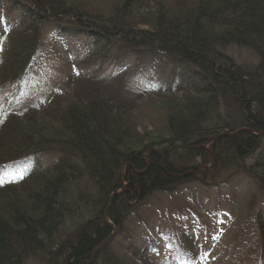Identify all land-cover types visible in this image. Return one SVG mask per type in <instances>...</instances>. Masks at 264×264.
<instances>
[{"label":"trees","instance_id":"1","mask_svg":"<svg viewBox=\"0 0 264 264\" xmlns=\"http://www.w3.org/2000/svg\"><path fill=\"white\" fill-rule=\"evenodd\" d=\"M145 1L113 0L118 21L65 0H0V170L33 154L54 157L0 186V264H150L149 241L118 250L110 241L154 193H184L194 177L182 174L209 162L204 142L220 135L212 143L214 167L240 169L262 194L251 226L263 254L264 0H156L143 14L151 28L144 31L133 20ZM85 32L96 60L142 55L141 69L153 63L163 85L150 86L151 93L179 98L167 100L159 128L138 133L119 96L111 102L124 112L97 94H75L68 104L62 97L38 113L21 108L14 92L35 68L42 41L62 47L59 39ZM232 48L258 55L255 71L237 67L227 56ZM237 129L244 130L223 138Z\"/></svg>","mask_w":264,"mask_h":264},{"label":"rangeland","instance_id":"2","mask_svg":"<svg viewBox=\"0 0 264 264\" xmlns=\"http://www.w3.org/2000/svg\"><path fill=\"white\" fill-rule=\"evenodd\" d=\"M65 1L69 2V4H71V6L75 9L80 10L81 12L83 11L84 14L91 15L92 17L97 16L104 20H107L106 18H115L118 21H122V18L118 17L116 8L113 7V0ZM156 5H158L156 4V0H146L144 2V9H141V11L139 10V12L134 15L135 18L133 23L135 22L138 24L135 29L144 31L151 29L147 27L146 24H143L146 21L143 14L153 12L154 10L152 8H155ZM227 56L234 60L237 67L247 72L255 71V68L260 62L258 55L246 48H232V51H228ZM49 62L55 66L51 68L52 72L55 70L56 72L50 78H42L41 84L45 88H50L53 84L59 85L61 86V90L63 88L61 85V77L64 76V73H67L66 71L71 70V68H66L65 64H63L57 57L50 56L47 63L49 64ZM46 67H48V65ZM46 67H44L43 73H47L45 70ZM98 87L100 86L98 85ZM98 87L95 86L94 88H88V85H84L80 89L82 91L77 92L80 100L90 98L91 96H94V94L106 96V99L108 100H111L112 98L114 99V97L118 95L117 92L109 95L101 92L100 90L97 91L96 89ZM31 88V90L27 91L28 95L35 93L37 90L35 85ZM50 89L46 90L45 94L48 93ZM118 90L121 92L120 87ZM60 92L64 93L65 90L62 89ZM121 94V97L123 98L127 97L129 92ZM66 98L67 99H62L64 103L66 102L65 104H68V101L73 100V96L70 97L68 95ZM171 98L177 100L179 99L176 96L130 99V104L125 106L131 111L127 108V118H125V120H127V122H131V124L133 123L134 126H136L138 133L145 129L148 131L157 129L161 126L160 123L164 117L162 113L168 102L167 100H170ZM31 100L38 103V99ZM77 103H79V101ZM111 104L124 112V108H122L124 106L115 102H111ZM41 108H43V110L46 108L50 109L47 105ZM37 109L40 110V106H38ZM207 146L208 145H205L204 148L207 149ZM208 165L209 164H205L207 169L205 171L202 170L203 183L201 185L196 181L185 184V186H182V188H184V193H154L146 204L148 206L146 208H141L137 215L128 219L122 231H116V237L110 241L108 246H110L113 250H118L121 249V246L123 247L128 244H133L134 241L132 240L136 241L139 239L137 243H141L142 239L146 236V234H143V222L151 229L157 228L158 230H168L170 223L171 226H174L170 218H173L175 213H180L179 216L184 219L185 216L189 214L187 207H190L193 209L191 212L196 215V220H199V224L209 230L211 234L209 238L212 240L214 245H218L220 243V245H218L219 249L222 250L225 249V247H230V252L234 251V254L235 251L238 252L239 257H241L238 261L241 263L257 264V259L260 256V250H257V241L255 239L254 231L251 229V225L254 219V213L257 211L259 198L262 195H259V187H257L254 178L250 177L252 179L251 180L244 177L241 174L240 169L232 167L230 171L226 172L222 166L213 167L214 165L212 164ZM245 165L248 167L249 164L246 163ZM205 166L202 167L204 168ZM126 188L127 185L123 184V190ZM253 196L256 197V200L253 205H251L250 203L253 200ZM191 197L196 199L205 211H200L198 209L195 210V205H191L188 202ZM128 202L131 206L137 203L133 200ZM210 213L211 215L209 216ZM167 221H169V223H166ZM223 221L228 223L224 227V236L221 235L219 238V229L222 228ZM95 264H99V262H96Z\"/></svg>","mask_w":264,"mask_h":264},{"label":"bare ground","instance_id":"3","mask_svg":"<svg viewBox=\"0 0 264 264\" xmlns=\"http://www.w3.org/2000/svg\"><path fill=\"white\" fill-rule=\"evenodd\" d=\"M87 33V32H86ZM86 39H87V36L85 37ZM85 38H84V40H85ZM117 96L118 95H116V97H114V99L112 98L111 100H108V99H106V96H102L104 99H106V100H108V101H112V100H116V98H117ZM242 130H244V129H237L235 132H228V131H226L225 133H224V135H223V138H226V137H232V136H236V134H238V133H241V131ZM257 137H258V135H260V133H258V134H255ZM220 137H222V135H220L219 137H213V138H209V139H207L205 142H204V144L205 145H208L207 147L211 150V152H212V143L213 142H215V140L217 139V138H220ZM205 149V148H204ZM206 150V149H205ZM206 155H208V158H209V162L208 163H206V165L207 164H214V166H215V162H214V155H213V153H209L207 150H206ZM249 155H252V154H249ZM247 160L248 159H250L251 160V158H250V156L249 157H247L246 158ZM47 162H49L50 164H54V161L53 160H47ZM248 162H249V160L248 161H246V162H244V164H248ZM187 163L188 162H186L185 163V165H184V168L186 169L187 167H186V165H187ZM212 164V165H213ZM208 165V166H209ZM222 165V164H221ZM217 166V165H216ZM197 166L195 165V167L194 166H192V167H188L186 170H185V172H184V174H182L183 176H186V175H189V176H192V177H195V176H197L198 178H195V179H193V182H198L200 185L203 183V179H202V175H203V171H205L207 168H206V166L204 167V168H198L197 169V171H194L195 170V168H196ZM222 168H224L223 166H222ZM230 169L231 168H224V171H230ZM203 170V171H202ZM196 173V174H195ZM186 174V175H185ZM192 174V175H191ZM195 174V175H194ZM166 175H167V177L168 178H170V179H172V180H174V179H177V176H175L174 174L172 175V174H170V173H166ZM231 189H234V188H231Z\"/></svg>","mask_w":264,"mask_h":264},{"label":"water","instance_id":"4","mask_svg":"<svg viewBox=\"0 0 264 264\" xmlns=\"http://www.w3.org/2000/svg\"><path fill=\"white\" fill-rule=\"evenodd\" d=\"M97 250H95L94 252H96Z\"/></svg>","mask_w":264,"mask_h":264},{"label":"snow or ice","instance_id":"5","mask_svg":"<svg viewBox=\"0 0 264 264\" xmlns=\"http://www.w3.org/2000/svg\"><path fill=\"white\" fill-rule=\"evenodd\" d=\"M0 182H2V181H0Z\"/></svg>","mask_w":264,"mask_h":264}]
</instances>
